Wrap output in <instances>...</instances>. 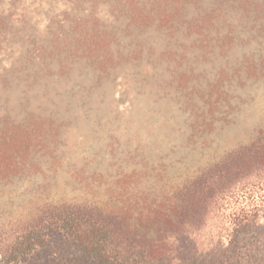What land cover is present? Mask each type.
I'll use <instances>...</instances> for the list:
<instances>
[{
  "label": "rangeland",
  "instance_id": "1",
  "mask_svg": "<svg viewBox=\"0 0 264 264\" xmlns=\"http://www.w3.org/2000/svg\"><path fill=\"white\" fill-rule=\"evenodd\" d=\"M114 1L0 0L2 12L24 10L0 29V120L33 115L55 135L33 154L34 169L0 181L2 249L59 203L109 201L104 191L125 175L136 173L127 179L135 198H161L264 142V0H193L187 15L146 29L128 28ZM94 10L119 65L62 67L56 37ZM70 254L51 242L21 264H85Z\"/></svg>",
  "mask_w": 264,
  "mask_h": 264
},
{
  "label": "trees",
  "instance_id": "2",
  "mask_svg": "<svg viewBox=\"0 0 264 264\" xmlns=\"http://www.w3.org/2000/svg\"><path fill=\"white\" fill-rule=\"evenodd\" d=\"M189 3L193 0L181 6L175 0H115L113 7L127 18L128 28L146 29L169 26L179 13L187 15ZM23 11H0V29L12 28ZM197 27L188 24L190 32L199 33ZM115 42L94 10L70 20L51 54L62 67L86 59L107 73L119 65ZM47 122L33 115L25 123L0 120V181L34 169L33 154L54 141ZM135 175L107 188L109 201L59 203L0 248V264H21L51 242L85 264H264V142L233 151L161 198H135L136 187L127 180Z\"/></svg>",
  "mask_w": 264,
  "mask_h": 264
}]
</instances>
